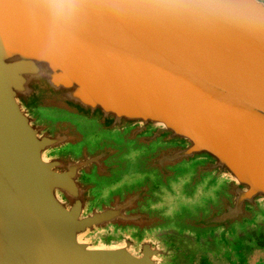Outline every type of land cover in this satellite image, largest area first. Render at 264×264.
Instances as JSON below:
<instances>
[{"label": "water", "instance_id": "obj_1", "mask_svg": "<svg viewBox=\"0 0 264 264\" xmlns=\"http://www.w3.org/2000/svg\"><path fill=\"white\" fill-rule=\"evenodd\" d=\"M0 0V264H180L264 229V0ZM172 239V240H171Z\"/></svg>", "mask_w": 264, "mask_h": 264}, {"label": "clouds", "instance_id": "obj_2", "mask_svg": "<svg viewBox=\"0 0 264 264\" xmlns=\"http://www.w3.org/2000/svg\"><path fill=\"white\" fill-rule=\"evenodd\" d=\"M54 27L69 23L80 11L77 0H46L42 5ZM148 14L192 20L248 22L244 8L230 0H144L134 5Z\"/></svg>", "mask_w": 264, "mask_h": 264}, {"label": "flooded vegetation", "instance_id": "obj_3", "mask_svg": "<svg viewBox=\"0 0 264 264\" xmlns=\"http://www.w3.org/2000/svg\"><path fill=\"white\" fill-rule=\"evenodd\" d=\"M200 254L199 264H264V229L234 248L216 250L206 246Z\"/></svg>", "mask_w": 264, "mask_h": 264}, {"label": "rangeland", "instance_id": "obj_4", "mask_svg": "<svg viewBox=\"0 0 264 264\" xmlns=\"http://www.w3.org/2000/svg\"><path fill=\"white\" fill-rule=\"evenodd\" d=\"M177 242L180 245V252L177 259L180 264H199V259L201 258L200 252L201 250L203 251L206 246H211L212 249L214 248L216 250L220 248L213 242L206 244H195L186 240H177ZM234 247L235 245L232 248ZM206 254L207 253H205V255Z\"/></svg>", "mask_w": 264, "mask_h": 264}]
</instances>
